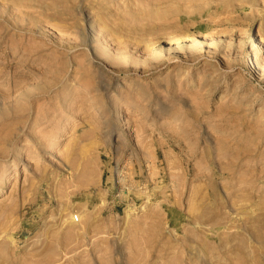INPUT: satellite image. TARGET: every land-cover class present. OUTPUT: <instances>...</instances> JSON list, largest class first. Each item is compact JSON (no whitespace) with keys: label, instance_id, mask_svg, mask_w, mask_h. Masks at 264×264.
Masks as SVG:
<instances>
[{"label":"rangeland","instance_id":"1","mask_svg":"<svg viewBox=\"0 0 264 264\" xmlns=\"http://www.w3.org/2000/svg\"><path fill=\"white\" fill-rule=\"evenodd\" d=\"M0 264H264V0H0Z\"/></svg>","mask_w":264,"mask_h":264},{"label":"built area","instance_id":"2","mask_svg":"<svg viewBox=\"0 0 264 264\" xmlns=\"http://www.w3.org/2000/svg\"><path fill=\"white\" fill-rule=\"evenodd\" d=\"M75 219L78 220L79 219V216L78 215H75Z\"/></svg>","mask_w":264,"mask_h":264},{"label":"bare ground","instance_id":"3","mask_svg":"<svg viewBox=\"0 0 264 264\" xmlns=\"http://www.w3.org/2000/svg\"><path fill=\"white\" fill-rule=\"evenodd\" d=\"M179 37V36H178ZM179 41V40H178ZM173 42V41H172ZM174 43V42H173Z\"/></svg>","mask_w":264,"mask_h":264}]
</instances>
